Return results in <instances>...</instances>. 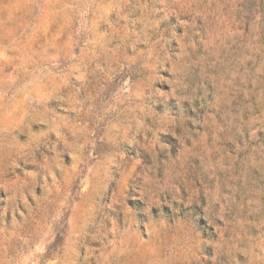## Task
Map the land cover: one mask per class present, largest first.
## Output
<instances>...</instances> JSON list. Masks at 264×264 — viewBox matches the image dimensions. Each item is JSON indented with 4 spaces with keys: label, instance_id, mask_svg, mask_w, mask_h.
<instances>
[{
    "label": "rangeland",
    "instance_id": "374dc122",
    "mask_svg": "<svg viewBox=\"0 0 264 264\" xmlns=\"http://www.w3.org/2000/svg\"><path fill=\"white\" fill-rule=\"evenodd\" d=\"M0 264H264V0H0Z\"/></svg>",
    "mask_w": 264,
    "mask_h": 264
}]
</instances>
